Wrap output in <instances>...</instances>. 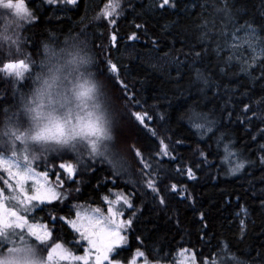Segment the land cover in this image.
Returning a JSON list of instances; mask_svg holds the SVG:
<instances>
[{"label": "trees", "instance_id": "obj_1", "mask_svg": "<svg viewBox=\"0 0 264 264\" xmlns=\"http://www.w3.org/2000/svg\"><path fill=\"white\" fill-rule=\"evenodd\" d=\"M216 2L181 0V6L173 10L161 9L160 0H77L75 6H65L63 0L52 5L46 0H23L25 7L35 13V19L24 23L23 42L13 56L0 53V120L16 112L20 100L29 91L39 69L43 45L60 43L75 33L90 38L99 73L108 67L107 60L117 64L118 72L111 75L127 83L128 95H134L139 101V104H129V109L132 112L148 111L152 116V120L145 121L147 128L139 126L143 131L134 128L139 142L135 138L128 142L129 146L134 145L141 151V157L135 156L134 149L118 144L124 150L121 155L126 161L125 170L119 174L109 163L101 158L93 160L88 154L83 155V164L76 165L77 174L71 179L67 178L65 170L59 169L62 161L56 153L34 162L37 171H48L50 182H56L57 176L64 181L58 188L67 197L45 203L37 213L30 215L34 217L30 221L46 225L52 232L47 247L60 243L79 254L83 249L73 245L78 234L66 220L75 217V209L79 206L102 209L107 207L105 197L107 200L124 197L130 200L133 209L125 205L121 219L132 218L133 223L128 228V245L117 250L118 256L113 255L124 264L138 251L154 264H174L182 250L195 254L196 264L201 260L205 264L251 262L259 259L258 253L264 252V208L260 207V200L264 198V166L260 163L262 153L259 150V145L264 144L261 136L264 119L259 118L264 117V77L258 63L264 55L261 52L264 28L260 27L264 23L261 15L264 0H232L234 17L227 27L224 18L214 12ZM198 5H204V8ZM201 15L209 21L211 31L205 38L204 47L210 50L203 59H197L190 50L193 45L195 51L202 50L198 42L202 31L197 27L202 22ZM246 21L256 29L259 42L256 36L248 42L250 39L242 36V30L232 37L234 28L245 25ZM222 31L229 34L227 41L220 35ZM112 35L117 36L116 45L111 41ZM133 35L137 39H130ZM217 42L231 49L230 52L222 51V57H233L228 74L223 76L218 71L217 57L211 51ZM253 42L260 51L258 57L250 50V47L255 50L251 45ZM21 59L29 63V69L25 79L17 81L11 70L5 72L3 66ZM248 64H252V68L242 71ZM196 68L208 77V87L196 80ZM201 88L203 92L199 91ZM229 98L227 109L222 112L221 108ZM245 104L249 107L246 113ZM191 107L209 112L210 117L218 121L214 127L215 135L207 133L201 139L188 120L181 119ZM228 111L233 112L230 119ZM161 114H166L165 120L159 119ZM246 117L252 122H246ZM129 123L138 125L139 122L130 117ZM151 130L158 133V138L150 136ZM221 133L226 134L225 141L218 146L216 138ZM159 138L170 145L169 156L154 154ZM178 140L179 144L176 143ZM228 141H231V150L239 153V159L246 161L244 170L235 175H230L228 169L239 160L235 155L230 161L225 160L224 144ZM149 149L153 152L151 158ZM69 155L72 159L63 162L76 164L75 153ZM170 157L178 159L170 162ZM205 157L208 163H203ZM141 160L150 167L145 168ZM177 168H182L183 172L178 174ZM189 168L194 179L189 178ZM4 176L0 170V186ZM148 180L158 184L166 207L153 200V193L147 187ZM173 184L176 194H172ZM115 192L121 195L114 197ZM112 206L110 203L109 207ZM242 208L247 210L248 216L243 236L238 220L240 215H237ZM132 211H135V217H130ZM201 213L205 216L203 222ZM52 216H64L65 220H52Z\"/></svg>", "mask_w": 264, "mask_h": 264}, {"label": "snow or ice", "instance_id": "obj_2", "mask_svg": "<svg viewBox=\"0 0 264 264\" xmlns=\"http://www.w3.org/2000/svg\"><path fill=\"white\" fill-rule=\"evenodd\" d=\"M46 3L49 5L60 3V0H46ZM65 6L67 5H77V0H63ZM0 4L5 7L12 9L15 17L23 22L31 23L35 19V13L29 11L23 0H18V2L14 3L13 0H0ZM232 0H217L214 5V12L222 16L225 20V27H227L228 23H231L234 17V11L231 7ZM181 6V0H163V2L159 5L161 9L171 8L173 10L179 8ZM200 8H204V5H198ZM184 10L187 11V5H184ZM111 13H109L110 15ZM264 16V13L261 14ZM100 17H96L95 19H99ZM200 20L202 21L197 25L199 29L202 31V35L198 37V42L201 45V51H195V45H193L190 51H194V54L197 59H203L204 56L209 53V47H204L206 43V37L211 31L208 28L209 21L203 15L200 16ZM115 23V21H112ZM213 23V27H214ZM137 28L141 27L140 25H136ZM260 27L264 28V23L260 25ZM241 30L250 31L253 36H256V29L253 27L252 23L249 21L245 22V25L238 26L234 28L231 33L234 38L237 33ZM221 36L225 38L227 41L228 33L221 32ZM130 39H137L135 35L130 37ZM259 37L256 36L257 42H259ZM111 41L113 45L117 44V36L112 35ZM156 41H153L155 44ZM212 53L215 54L218 61V71L223 75H227L230 70L233 62L232 55H228L227 57H222V51H231L230 48H225L219 42L216 43V46L211 48ZM261 52L264 53V47L261 48ZM253 62H256L255 57H253ZM107 68L104 72L100 74L105 76L108 84L111 85V88L114 91V98L116 101L121 102L123 105L122 111H112L109 112L105 110L102 116H95L92 118L94 114L89 113V118L85 120L83 117H77L75 123L71 118L67 121V124L64 122H57L56 128L59 132V135L55 137L58 143H61L66 146L64 150L55 152L57 156L60 157L61 163H59V169L65 170V173L69 179L74 177L77 174V164H83L84 159L83 155L79 151L78 144L82 141L86 147L87 154L89 158L95 160L97 158H101L103 161L112 165L116 174H119L122 170H125L126 161L123 159L121 155L122 147H128L129 150L135 151L136 157H141L142 153L139 149H135L134 145L129 146V140L135 138L137 142H139L140 137L136 135L135 129H140L139 126L143 125L147 128V124L145 123L147 120H152V116L148 111L143 112H132L129 109V104L136 103L139 104L138 100H135L134 95L129 96L127 93L128 85L127 83H123L119 81L116 77L111 75L112 73L118 72V66L116 63H113L110 59L106 61ZM222 63L223 66H219ZM260 65L261 76L264 77V55L261 56L258 61ZM249 68H252V64H248L242 67V71L247 72ZM29 63L25 60L21 59L17 62H8L3 66V70L5 72H9L11 70V75H14L17 79L23 80L25 79V73L28 72ZM110 70V71H109ZM196 72V80L202 81L205 87L210 85V81L205 73L199 69H195ZM30 75V74H29ZM121 83L123 86L121 87ZM215 83V82H213ZM199 91L203 92L204 89L201 88ZM219 91V88H217ZM229 101H225L221 111H225L227 109ZM243 103V101H240ZM249 110L247 104L244 106V113ZM233 112L228 111L229 119L232 117ZM255 115V114H254ZM135 117V121H138L137 124L129 123V118ZM166 114H161L159 119L165 120ZM186 118L191 125V127L196 129V134L200 136L201 139L207 133H214V127L218 123V121L214 118L210 117L209 112L199 111L196 107H191L187 110L185 116H182L181 119ZM264 119V117H259ZM246 122L251 123V119L246 117ZM71 126V130L69 131L68 126ZM225 133H221L216 138V143L219 146L221 142L225 141ZM151 137H157L158 133L155 130L150 131ZM261 136L264 137V131L261 132ZM41 138L40 136L37 137ZM79 138V139H77ZM119 138V140H117ZM19 139V137L17 138ZM255 139V137H253ZM177 144L180 141H176ZM118 144L122 147H118ZM225 149V160L230 161V158L235 155L239 160L234 166L228 169V173L230 175H235L240 173L245 168V160L239 159V153L233 152L231 150V141H228L224 144ZM259 150L261 151L260 163L264 166V144L259 145ZM149 151V158L153 155L151 149ZM70 153H75L76 164L65 163L63 162L65 159L71 160L72 156ZM10 154V155H6ZM155 155H170V145L165 143V139L159 138L157 148L155 150ZM201 156L204 155L203 152L200 153ZM43 157L41 159H46ZM40 159V160H41ZM177 157H170V162H175ZM182 159V158H181ZM36 160L30 159L26 153L11 151V152H0V167H3L5 164L7 165L4 170L8 173V176L11 180H14V183L5 180L4 183L7 185V189L9 190L8 195H5V189L0 188V246L14 243L16 239L20 241H24L26 238L30 241L35 242L37 245L41 246L46 253L45 261L46 264H67L68 261H79L82 264H120L119 259L113 256V253H116L117 256L119 253L117 249L124 244L126 240V236L123 234L126 228H130L133 223V219L129 218L128 220H117L115 217L117 216L116 212H113L112 208L108 209L110 213L109 216L106 217H83L80 218V214L77 213V220L70 221L72 229L75 232L79 233L80 239L87 242L88 247L84 249V254L77 256L72 252L63 248L62 244L56 243L54 246L50 248L47 247V241L50 237H52V232L47 230V226H42L41 229H38L34 223H30V219H34L33 216H30V213H37L41 206L45 205L47 202L51 204L54 200H62L67 197L64 196L61 192L55 190L54 187L47 186V178L48 171L45 170L43 172H37L33 164ZM144 163L143 160L140 161ZM207 158L205 157L203 163H208ZM251 163L250 161H248ZM145 168H149L150 165L144 163ZM177 173L180 174L183 172L182 168L176 169ZM55 174V173H54ZM189 178L194 179V175L192 173V169H188ZM159 175V171L157 170V176ZM31 183V188L29 189L26 185ZM57 182L60 187L63 186L64 181L60 180L59 176H57ZM162 182V181H161ZM147 187L151 189L153 193V200L156 201L159 205L167 206V202L162 195L159 194L158 184L153 180L147 181ZM172 194H176V185H171ZM79 191V189H76ZM107 200V197H105ZM123 201L125 205L129 209H133V204L129 199L124 197H117L116 202ZM12 206L9 207L8 205ZM260 207L264 208V198L260 200ZM99 213V209L96 210ZM242 212L246 215V209H242ZM119 215H123V213H119ZM238 216L240 213L237 214ZM130 217H135V211L130 213ZM52 220L59 219L61 221L65 220L64 216L57 218L56 216L51 217ZM205 219L204 213L200 214V220L203 222ZM241 225V235L245 234L244 231V221H240ZM206 227V225H204ZM80 247L81 245H75ZM6 251H10L11 249L5 248ZM139 256H143V252L137 253ZM202 255V254H201ZM259 259H253L251 262L249 261H240L237 260L236 264H264V252L258 253ZM235 259V257H233ZM0 264H4L3 260H0ZM132 264H135L133 261ZM145 264H148V261L145 260ZM193 264H195V254L193 256ZM200 264H205L204 260L200 261ZM221 264H224L221 261Z\"/></svg>", "mask_w": 264, "mask_h": 264}, {"label": "clouds", "instance_id": "obj_3", "mask_svg": "<svg viewBox=\"0 0 264 264\" xmlns=\"http://www.w3.org/2000/svg\"><path fill=\"white\" fill-rule=\"evenodd\" d=\"M22 28L23 22L13 10L0 4V53L15 54L23 42ZM38 66L17 111L0 120V152L15 150L40 160L66 147L55 139L59 135L57 122L67 124L71 118L75 123L77 117L87 120L89 113L95 118L105 110H123L106 77L96 70V57L86 34H70L60 43L46 42ZM68 128L70 131L71 126ZM78 147L82 155L87 154L82 141ZM45 257V250L27 238L0 246L4 264H46Z\"/></svg>", "mask_w": 264, "mask_h": 264}, {"label": "rangeland", "instance_id": "obj_4", "mask_svg": "<svg viewBox=\"0 0 264 264\" xmlns=\"http://www.w3.org/2000/svg\"><path fill=\"white\" fill-rule=\"evenodd\" d=\"M160 1L163 2V0H160ZM242 36L248 37L250 39L248 42H251V40H252L251 38L253 37V35L251 34V32L250 31H247V30H242ZM243 43L246 44L245 42H243ZM251 45H254V42ZM254 46H255V50L252 47H250V50H252V52H254L255 54H257V57H258V52L260 53V51H259V49L257 51L256 45H254ZM6 155H10V154H6ZM6 167H7L6 164L3 167H0V170H2L5 173V176H4V179L2 181V185L0 186V188H4L5 189V195H8L9 190L7 189V185L4 183V181L5 180H8L9 182L14 183V180H11L9 178V176H8V173L4 170V168H6ZM37 172H39V171H37ZM47 186L48 187H54L56 191L61 192L59 190V188H58L59 187V184H58L57 181L54 182V180H52V182H50L48 180V178H47ZM26 187H28L30 189L31 188V183L29 182V184L26 185ZM119 195H121V194L120 193H117V192L113 193V196L114 197L119 196ZM112 199H113V197L112 198H109L108 200H106L105 203H106L107 207H104L102 209H100V208H86L84 206L77 207L75 209V211H76L75 217L72 220H77L78 219L77 213L80 214V218H83V217H106V216H109L110 215V213L108 212V209L109 208H112L113 212H116L117 213V216L115 217L117 220H122L121 219V215H119V213H120L121 209L123 208V216H124V212H125L126 206H125V204L123 202L122 203L116 202L117 199H114V200H112ZM107 202H108V204H107ZM110 203L113 204L112 207H109V204ZM8 206L11 207L12 205L9 204ZM97 209H99V213L96 212ZM242 209H245V208H242ZM242 209H241L240 216H239V219L238 220H239V222L241 220L244 221V229H245V223L248 220V216H247V214L245 215L242 212ZM246 212H247V210H246ZM237 214H238V212H237ZM29 215H31V213ZM72 220H70V221H72ZM66 221L69 224L70 228L72 229L71 224H70V221H68V220H66ZM29 222L30 223H34L37 226L38 229H41L42 226H45L43 224H40V223H37V222H32L30 220H29ZM47 230L50 231L49 228H47ZM72 230L75 231L74 229H72ZM77 234H78V239H76V241L73 242L74 243L73 245H81L80 247L83 249V251H81L79 254H74L72 250H69L64 245H62V246H63L64 249L72 252L74 255L80 256V255H83L84 254V249L87 248L88 245H87V242L86 241H83V240L80 239L79 233H77ZM123 234L126 236V240H125L124 244L121 245L120 248L125 247V246L128 245V228L125 229V231H124ZM75 247H77V246H75ZM120 248H118V249H120ZM112 255H114V253ZM133 261L135 262V264H145L144 257L143 256H139L138 254H135L134 255V258H132L130 260V262H128L127 264H132ZM67 264H82V262H79V261H71L70 260V261L67 262ZM120 264H124V263L120 262ZM148 264H154V263H151V262L148 261ZM174 264H193V255L190 252H187V251L182 250V251L179 252L178 258H177V260L175 261ZM195 264H196V262H195Z\"/></svg>", "mask_w": 264, "mask_h": 264}]
</instances>
